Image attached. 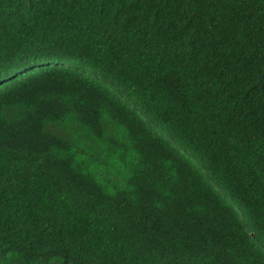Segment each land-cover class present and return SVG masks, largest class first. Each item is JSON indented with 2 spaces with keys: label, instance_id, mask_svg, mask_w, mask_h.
Segmentation results:
<instances>
[{
  "label": "trees",
  "instance_id": "1",
  "mask_svg": "<svg viewBox=\"0 0 264 264\" xmlns=\"http://www.w3.org/2000/svg\"><path fill=\"white\" fill-rule=\"evenodd\" d=\"M0 264H264V0H0Z\"/></svg>",
  "mask_w": 264,
  "mask_h": 264
}]
</instances>
